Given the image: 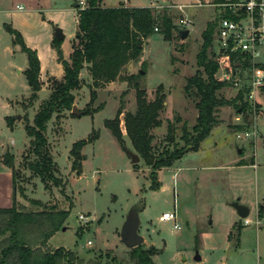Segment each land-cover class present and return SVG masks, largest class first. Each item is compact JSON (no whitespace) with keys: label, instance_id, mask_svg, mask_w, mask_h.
<instances>
[{"label":"rangeland","instance_id":"374dc122","mask_svg":"<svg viewBox=\"0 0 264 264\" xmlns=\"http://www.w3.org/2000/svg\"><path fill=\"white\" fill-rule=\"evenodd\" d=\"M101 2L104 6L122 2L133 6L150 4L156 11L167 9L173 18V36L165 38L159 26L144 38L141 54L126 63L122 73L136 74L133 82L146 89L147 99H153L156 92H164L165 106L159 114L162 123L151 129L155 147L167 141L169 120L174 121L175 137L181 140V126L186 122L191 127L197 115L195 99L186 93L184 84L197 69V53L203 41L201 32L209 19L221 12L222 6L213 0ZM20 4L22 8L17 7ZM76 4L77 0H0V157L7 151L13 154L14 168L18 170L15 192L19 204L29 207V199L33 197L70 208L63 224L66 228L55 232L48 243L51 247L64 245L84 259L98 256L107 259L115 255L125 264H137L128 256L131 247L120 240L123 222L134 207L139 214L138 232L145 240L143 245H155L159 249L152 254L154 264H264V217L259 225L255 224L258 205L264 202V115L257 122L260 137L255 167L250 165L254 153L250 146L246 145L242 152L235 148L236 109L223 105L217 111L220 122L200 143V148L184 153L170 166L161 167L157 176L160 186L154 189L150 187V169L145 161L140 157L137 167L131 163L127 149H135L126 134L123 114L119 118L126 149L105 124V119L115 115L122 101L125 109H136L133 82L116 79L94 87L85 65L80 74L81 84L74 89L73 104L80 110L89 108L91 113L78 115L66 109L60 117L53 113L47 121L46 135L56 164L55 174L63 184L49 181L45 187L40 177L26 166L32 154L25 122L33 124L40 102L48 97L56 79L63 77L62 63L52 40L55 27L59 26L64 34L62 54L70 60L78 28ZM185 19L191 20L189 26ZM8 25L20 31L40 57L41 86L32 103L29 100L32 90L24 72L27 55L15 42ZM177 28H188V35L182 38ZM208 55L218 56L215 41ZM225 70L220 68L216 74L222 76ZM229 81L220 90L227 98L240 89V85ZM93 88L97 91L94 98ZM258 98L264 101V91ZM97 106L100 108L95 110ZM92 131L98 135L83 146L85 157L80 170H74L69 150L76 140L86 139ZM237 155L245 166L225 168L236 162L233 159ZM237 198L250 207L247 218L252 221L248 224L231 204ZM167 210L176 211L179 228H174L171 220H160L162 212ZM80 213L84 218L79 217ZM235 221H242L238 237Z\"/></svg>","mask_w":264,"mask_h":264},{"label":"trees","instance_id":"16d2710c","mask_svg":"<svg viewBox=\"0 0 264 264\" xmlns=\"http://www.w3.org/2000/svg\"><path fill=\"white\" fill-rule=\"evenodd\" d=\"M225 1L228 0H213L219 6ZM85 2L84 6L76 4L78 28L74 37L77 41L72 42L70 60L62 54V39L54 37L52 40L58 60L62 63L63 77L56 79L48 97L40 102L33 116V124L25 122L27 133L30 135L29 152L32 154L26 166L40 177L45 187L49 186V181H53L55 185L63 184L55 174L56 164L50 153L49 140L46 135L47 121L53 113L56 117H60L64 110H72L75 99L74 89L81 84L82 68L87 65L94 87L116 79L126 80L128 84H132L136 74H123L122 69L126 63L141 54L144 38L154 33L155 27L158 29L159 26L164 37L171 38L172 30L175 28L173 18L167 9L156 11L150 5L133 6L126 5L124 2L117 6H104L101 0H85ZM229 14L228 6H222L221 12L213 19H209L201 32L203 41L197 53V69L186 78L184 84L186 93L195 99L196 121L191 127L186 122L181 126L179 137L182 141L175 137L174 121L168 119L165 134L167 141L162 143L161 147H155L151 129L162 123L159 114L165 106V95L164 92H156L153 99H147L146 89L140 87L136 81L133 82L136 88V109L134 111L125 109L122 101L115 115L105 119L106 126L126 149L119 118V115L123 114L126 134L135 152L149 166L151 188L155 189L160 186L157 176L161 167L170 166L184 153L199 148L201 141L220 122L217 115L219 107L232 105L236 111H244L248 105V100L244 99L245 92L248 90L246 84L238 89L234 96L227 98L220 93V90L228 86L230 81L219 79L215 75L221 63L226 69L233 70L235 68L233 61L236 57H241V54L233 52L223 62L219 60V57L208 55L220 17ZM8 29L14 35L15 42L20 44L27 55L28 63L24 72L32 90L29 96L30 103H32L37 98L41 86L40 57L36 49L25 42L20 31L11 25H8ZM179 29L177 28V33ZM248 65L247 58H244L241 66L246 68ZM261 65L264 66V63ZM262 88L264 89V85ZM96 93V88H93L92 98L96 96ZM99 108L100 106H97L95 110ZM86 112L91 113V110L89 108L81 110V114ZM10 119L11 117H8L9 124ZM97 135V131H92L86 139H78L72 144L69 153L72 156L74 170H80L85 157L82 152L83 146L87 142H92ZM2 158L6 165L11 167L13 184L16 187L18 170L14 168L13 154L7 151ZM132 165L137 167L138 163H132ZM19 190L22 195H25L22 188ZM29 201L31 203L29 207L23 206L14 197L10 205L0 206V264H125L115 255L107 259L101 256L84 259L64 245L51 247L48 239L65 226L63 224L70 208L33 197ZM257 214L263 215L262 204L258 205ZM241 226V222L234 224L236 237H238ZM232 233L233 231L229 232V237ZM158 250L155 245L145 247L141 243L131 247L128 256L137 264H154L152 254Z\"/></svg>","mask_w":264,"mask_h":264},{"label":"built area","instance_id":"2783aa9c","mask_svg":"<svg viewBox=\"0 0 264 264\" xmlns=\"http://www.w3.org/2000/svg\"><path fill=\"white\" fill-rule=\"evenodd\" d=\"M80 3L84 4L83 1ZM221 6H228L230 14L220 17L214 31L217 57L222 62L230 57L233 52H238L241 57L234 59L235 68L233 70L226 69L221 63L220 68L227 71L225 70L222 76L215 75L222 80L231 79L233 84L240 85L238 88L245 84L248 86L244 96V99L248 100V105L244 111L239 110L234 116V135L237 140L246 141L258 135L257 122L259 116L264 115V101L258 98L264 91L262 88L264 85V66L261 65L264 63V0H228ZM184 23L189 26L191 20L185 19ZM244 58H247L249 62L246 68L241 66ZM236 126L238 127L236 128ZM79 217L84 218V214L80 213ZM262 217L264 216L258 215L256 217V225L261 223ZM162 219L173 221L174 228L180 227L179 222H177L176 211L162 212L160 220ZM249 221L246 217L244 218L245 224H248ZM88 242L91 243L90 240Z\"/></svg>","mask_w":264,"mask_h":264},{"label":"water","instance_id":"95a60500","mask_svg":"<svg viewBox=\"0 0 264 264\" xmlns=\"http://www.w3.org/2000/svg\"><path fill=\"white\" fill-rule=\"evenodd\" d=\"M188 33H189L188 28H180L178 31V34H180L182 38H185L188 35ZM54 37L60 39L63 38V33L59 26L55 27ZM71 111L73 114L74 113L78 115L81 114V110L77 107L76 104H73ZM127 153L128 155H130L131 163H137L140 160V155H138L135 151L127 149ZM231 204L235 207L237 213L241 217H247L250 211L249 206H247L244 203H241L238 199H234L233 201H231ZM139 221L140 220H139L138 210L132 207L128 211V214L123 222V226L120 231V240L123 241L128 248L139 245L145 241L143 236L138 232V228L140 225ZM65 228L66 227L63 226V229ZM198 258H200V256H197V259Z\"/></svg>","mask_w":264,"mask_h":264},{"label":"crops","instance_id":"0c3cea01","mask_svg":"<svg viewBox=\"0 0 264 264\" xmlns=\"http://www.w3.org/2000/svg\"><path fill=\"white\" fill-rule=\"evenodd\" d=\"M80 1H83L84 2V0H77V3H79L80 4V6H83L81 3H80ZM125 3V2H124ZM126 4V3H125ZM20 5H22V4H20ZM20 5H17V7L18 8H22L23 7V5L22 6H20ZM126 5H128V4H126ZM150 5V4H149ZM76 6V5H75ZM76 12H77V6H76ZM76 18H77V13H76ZM63 36H64V34H63ZM42 74V73H41ZM257 136L255 137V138H253V139H249V140H246V141H239V140H237L236 139V137H235V140H234V144H235V148H236V151L237 152H242L243 151V149L246 147V145L247 146H250V148H252V151L254 152L253 153V156H252V160H251V164L250 165H252V166H256V148H257V145H258V138L260 137V134H259V130H257ZM202 142V141H201ZM237 143H238V145H237ZM200 146L201 145H199V148H200ZM198 148V149H199ZM197 149V150H198ZM238 149H240V150H238ZM197 150H195V151H197ZM194 151V152H195ZM189 152V151H188ZM1 158V161L3 162V165L0 167V206H8V205H10L11 203H12V201H13V198L15 197L16 198V192H15V185L13 184V175H12V173H11V167L7 164L6 165V163L4 162V160H3V158L2 157H0ZM233 160H235L236 162L234 163V164H230V165H227V166H225V165H221V166H225V168L226 167H230V166H232V167H234V165H236V167H238V166H245V164L246 163H244V162H240V161H238L239 159H238V155L233 159ZM230 163H233V162H230ZM204 164V163H203ZM203 168H206V167H208V166H206V165H201ZM218 166V165H217ZM238 197L240 198V194H238ZM239 198H237L238 200H239ZM240 201V200H239ZM264 202H262V204H263ZM259 204H261V203H259ZM264 205V204H263ZM264 215V214H263ZM247 218V217H246ZM247 219H249V218H247ZM250 220V219H249ZM252 220H250L248 223H250ZM236 222H238V221H235L234 222V224L236 223ZM239 222H241L242 223V221H239ZM232 231V230H231ZM230 231V232H231ZM197 258V257H196ZM199 259V258H198ZM154 261V260H153Z\"/></svg>","mask_w":264,"mask_h":264}]
</instances>
